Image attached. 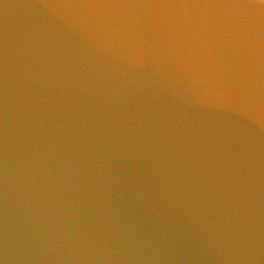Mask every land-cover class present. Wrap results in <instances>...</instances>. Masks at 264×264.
Wrapping results in <instances>:
<instances>
[{
    "label": "clouds",
    "instance_id": "obj_1",
    "mask_svg": "<svg viewBox=\"0 0 264 264\" xmlns=\"http://www.w3.org/2000/svg\"><path fill=\"white\" fill-rule=\"evenodd\" d=\"M0 264H264V0H0Z\"/></svg>",
    "mask_w": 264,
    "mask_h": 264
}]
</instances>
